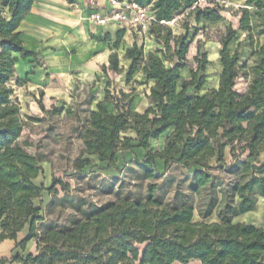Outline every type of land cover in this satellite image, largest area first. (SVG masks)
<instances>
[{"label": "trees", "instance_id": "16d2710c", "mask_svg": "<svg viewBox=\"0 0 264 264\" xmlns=\"http://www.w3.org/2000/svg\"><path fill=\"white\" fill-rule=\"evenodd\" d=\"M34 1L0 0V128L5 130L0 135V244L14 242L16 249L25 251L35 241L38 249L37 255L17 254L12 262L264 264V227L233 222L254 212L259 198H264V162L260 160L264 154V0H244L240 10L239 31L246 34L251 61L240 66L241 45L234 53L230 50L238 31L229 28L220 40L219 86L203 96L199 93L208 83L207 53L198 51L196 67L189 68V35L173 36L166 25L184 11H190L198 23L220 22L223 18L218 10L199 4L216 5L222 0H134L153 11L156 22L150 34L156 45L162 46L145 53L143 47L134 44L126 53L131 60L127 83L138 71L154 82L148 97L150 106L144 113L133 112L132 94L121 91L115 96L107 89L105 100L95 111H87L83 121L80 136L84 154L112 165L118 152L142 148L147 152L142 166L146 179L161 177L158 159L165 161L166 169L179 164L193 172L190 191L198 202L195 206L183 193L166 201L158 194L160 186L152 183L145 198L118 196L102 204L66 198L63 203L72 205L74 215L65 225L50 222L45 216L44 208H50L52 200L45 207L41 202L44 193L52 194L57 185L64 191L70 186L57 180L50 188L37 184L43 159L19 143L26 121L41 123L44 118L24 117L9 87L18 61L13 54H20L24 60L35 56L24 48L19 32ZM167 52H172L171 56ZM109 69L122 72L117 55L110 57ZM186 69L188 79L182 77ZM240 77L248 83L244 94L236 90ZM107 103L113 105V112ZM52 113L60 111L54 109ZM67 113L72 114L71 110ZM130 131L136 139L123 137ZM169 132L164 150L154 151L151 141ZM228 147L231 165L225 160ZM90 164L87 159L78 168ZM8 261L2 259L0 264Z\"/></svg>", "mask_w": 264, "mask_h": 264}, {"label": "crops", "instance_id": "0c3cea01", "mask_svg": "<svg viewBox=\"0 0 264 264\" xmlns=\"http://www.w3.org/2000/svg\"><path fill=\"white\" fill-rule=\"evenodd\" d=\"M107 9V1L101 0L99 10L102 14H106ZM122 30L124 29L113 22L106 25L93 22L89 17V12L84 9L82 0H35L30 12L19 27L24 48L33 52L35 56L24 60L20 54H13L18 61L15 64L14 79L9 83V87L14 91L13 100L20 106L22 115H29L28 108L40 118L49 113L53 114V109H58L64 116H81L82 113L86 115L87 111H95L97 105L105 100L107 89L115 96L121 91L125 94H132L131 111L144 113L150 106L148 97L154 82L148 81L143 72L138 71L133 76L132 82L127 83L126 75L131 60L128 59L126 53L134 44H137V41L134 35L127 30L123 31L119 39V33ZM153 44L156 45L155 42ZM145 53L149 52L145 50ZM112 55H117L121 73L109 69ZM104 68H106L105 72ZM113 75L121 77L126 87L116 89L115 92L110 90L108 84L101 88L99 80L103 76L107 78ZM218 86L219 82L215 88ZM247 87L246 82V88L239 93L244 94ZM128 89H130L129 92ZM141 89H145L142 94ZM209 90L210 88L206 85L199 95L203 96ZM75 93L78 95L75 96ZM77 98L80 100L84 98L78 107L86 108V110H75L70 106L71 103L77 102ZM40 105L44 107V110ZM106 106L111 112L114 111L111 103H107ZM68 110H71L72 114H68ZM81 131L82 126L78 128L76 134L81 143V152L75 162L77 173L74 176L75 186L68 183L72 190L80 192L81 182H83L86 190L97 191L95 201H92L102 204L116 200L118 196H130L132 199L145 198L148 186L154 183L160 186L158 194L166 201H171L178 193H183L188 195L196 206L198 197L190 191L192 171L176 163L166 169L165 161L158 159L157 169L161 177L153 181L148 180L142 172L147 156L144 149L134 147L120 151L116 155L115 163L110 165L101 162L98 156L84 154L85 147L80 136ZM170 133L165 134L159 140L151 141L154 151L164 150ZM123 137L137 138L136 134L131 131ZM133 145H137V142H133ZM87 159L91 164L79 169L80 163ZM225 160L227 165H231L229 147L225 152ZM260 160L264 162V154L261 155ZM212 164H215V160ZM41 165L43 168L49 166L44 163V159ZM218 173L219 171L215 172V174ZM42 177L43 171L36 180L37 184L42 185ZM262 199L264 198H259L257 208ZM257 208L254 212L234 218L233 222L257 226L252 219ZM212 220L215 221L216 218Z\"/></svg>", "mask_w": 264, "mask_h": 264}, {"label": "rangeland", "instance_id": "374dc122", "mask_svg": "<svg viewBox=\"0 0 264 264\" xmlns=\"http://www.w3.org/2000/svg\"><path fill=\"white\" fill-rule=\"evenodd\" d=\"M244 0H222L216 5H210L207 2L202 1L199 6L202 8L211 7L215 8L222 15L220 22L210 23L201 21L198 23L195 17L190 15V11H184L176 16L174 21L168 23L166 26L171 28L173 36L189 35L188 42H191L190 50L188 53L189 68L196 67L194 57L198 54V51L207 53L210 65L207 68L208 75V88H215L219 82V75L222 67L220 64L219 52L221 51L220 40L225 35L229 28H233L238 31L235 41L230 45L232 53L235 52L237 47L240 46V66L250 60L251 50L249 42L246 39V34L239 31L240 27V10L244 7ZM8 17L7 13L4 14ZM186 26L187 29H186ZM162 46L152 43H146L145 50L148 52H155ZM172 52H167L171 56ZM251 61V60H250ZM166 66L170 67L171 64L165 61ZM183 78L188 79L190 77L189 69L182 72ZM105 84H108L110 90L115 92L116 89L125 88L123 79L119 76H112L99 80V85L102 88ZM132 86V85H131ZM134 87V86H133ZM246 88V81L240 77L236 83V90L240 93ZM130 89H128V92ZM145 89H141L140 93ZM78 94L75 93V96ZM81 100H84L82 98ZM80 98H77V102L70 105L75 110L84 111L86 108L78 107L81 102ZM109 108L112 109L111 105ZM54 110V109H53ZM29 115H23L24 117L31 116L37 117L32 113V109L28 108ZM53 112V111H52ZM83 113L81 116L73 115L67 116L60 114H48L45 115L44 121L41 123H34L26 121V125L23 134L19 140L20 145L30 154L34 156H40L44 159V163L49 166H44L43 177L41 178L42 186L50 188L54 180L64 182L65 184H72L75 186L76 167L75 162L80 156L81 143L76 136L78 128L83 126V121L86 119ZM40 118V117H38ZM217 176L224 178L222 172H219ZM82 190L76 192V190L64 191L62 185H57L52 194L44 193L42 204L49 203L52 200L53 205L46 209L45 216L50 222H57L60 225L68 223L69 219L74 215V208L69 202L63 203L66 198L73 199L75 202L81 198H85L91 202L95 201L97 191L86 190V185L81 182ZM86 196V197H84ZM89 198V199H88ZM93 200V201H92ZM253 221L258 227H264V199L260 200L257 211L252 215ZM140 250L144 247L138 246ZM29 253L37 255L38 249L35 241L28 244L25 251L15 248V243L6 241L0 244V260H9L5 264H19L12 262V259L17 254L27 256ZM190 264H199L198 262H191Z\"/></svg>", "mask_w": 264, "mask_h": 264}, {"label": "built area", "instance_id": "2783aa9c", "mask_svg": "<svg viewBox=\"0 0 264 264\" xmlns=\"http://www.w3.org/2000/svg\"><path fill=\"white\" fill-rule=\"evenodd\" d=\"M101 0H82L84 9L89 12L90 19L98 25H106L111 22L122 29L131 32L137 44L145 49L146 43L154 42L150 34L152 25L156 22L151 8L141 7L134 0H106L108 9L102 14Z\"/></svg>", "mask_w": 264, "mask_h": 264}, {"label": "water", "instance_id": "95a60500", "mask_svg": "<svg viewBox=\"0 0 264 264\" xmlns=\"http://www.w3.org/2000/svg\"><path fill=\"white\" fill-rule=\"evenodd\" d=\"M5 133V130L0 128V135L4 134Z\"/></svg>", "mask_w": 264, "mask_h": 264}]
</instances>
